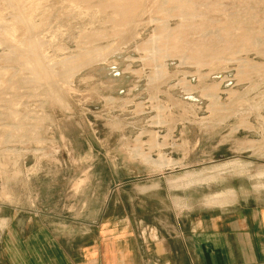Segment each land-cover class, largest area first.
I'll list each match as a JSON object with an SVG mask.
<instances>
[{
  "label": "rangeland",
  "instance_id": "1",
  "mask_svg": "<svg viewBox=\"0 0 264 264\" xmlns=\"http://www.w3.org/2000/svg\"><path fill=\"white\" fill-rule=\"evenodd\" d=\"M144 1L0 0V243L10 225L142 232L264 197V0ZM29 24L44 43L25 54L57 85L7 57Z\"/></svg>",
  "mask_w": 264,
  "mask_h": 264
},
{
  "label": "crops",
  "instance_id": "2",
  "mask_svg": "<svg viewBox=\"0 0 264 264\" xmlns=\"http://www.w3.org/2000/svg\"><path fill=\"white\" fill-rule=\"evenodd\" d=\"M223 200L142 232L131 216L100 218L81 233L64 224L10 225L0 264H264V197Z\"/></svg>",
  "mask_w": 264,
  "mask_h": 264
},
{
  "label": "bare ground",
  "instance_id": "3",
  "mask_svg": "<svg viewBox=\"0 0 264 264\" xmlns=\"http://www.w3.org/2000/svg\"><path fill=\"white\" fill-rule=\"evenodd\" d=\"M148 2H150L151 0H147ZM109 2V1H108ZM113 2V1H112ZM115 2V1H114ZM133 2H134V0H117V6H115V7H117V8H119V10H120V12L121 13H123V10H124V8H125V12L126 11H128L130 14L132 13H135L136 12V8L133 6ZM144 2H146V0L144 1ZM147 2V3H148ZM156 2V1H155ZM168 2H170V0H168V1H166L165 3H164V5H162V8H167V3ZM173 2H174V4H176V5H178V6H180V7H182V6H185V5H187V3L189 2V0H173ZM146 3V4H147ZM152 3V2H151ZM151 3H149V4H151ZM154 3V2H153ZM115 4V3H114ZM109 5V4H108ZM142 6H143V4H142ZM155 6V5H154ZM189 6V5H188ZM103 7H105V6H103ZM102 7V8H103ZM152 8H153V6H151ZM175 7H177V6H175ZM193 8V7H192ZM178 9V8H177ZM238 9V8H237ZM115 10H116V8H115ZM104 11V10H103ZM18 12H19V15H21L22 17H23V12H22V7H18ZM143 13H144V11H143ZM142 13V14H143ZM19 15H18V18H19ZM116 15V14H115ZM145 15V14H144ZM143 15V16H144ZM113 16V15H112ZM138 16V15H137ZM111 17V16H110ZM116 17H120V16H116ZM152 17V16H151ZM107 19H109V18H107ZM106 20V19H105ZM130 20V19H129ZM153 20V19H152ZM108 22V21H107ZM134 22V21H133ZM215 22V21H214ZM120 23V22H119ZM181 23V22H180ZM2 24L3 23H0V26H2ZM115 24V23H114ZM129 24V25H128ZM126 25H128V26H130L131 27V25H132V21H128L127 23H126ZM137 25V24H136ZM132 28V27H131ZM130 28V29H131ZM129 29V30H130ZM217 29V28H216ZM132 30V29H131ZM220 30V29H219ZM33 32V29H32V26L29 24V36L28 37H26V39H24V40H21V42H23L22 44H16L15 42V40H13L11 43H10V47L9 48H11V51L7 54V57H11L12 58V61L13 62H15V63H18L19 65H21V67L22 68H24V69H28V70H30L32 73L31 74H33V78H34V80H37V81H44V82H47V83H51V84H53V85H57L55 82H56V77H55V75L53 76L51 73H53V72H51L52 71V69H53V63L52 62H49V61H47L45 58H43V57H39V56H35L36 54L34 53L33 55H32V57L30 58V55L28 56V54H25V50H27L28 51V49H32V52H34L35 50V48H37V47H40V45L41 44H43L42 43V41L43 40H41L40 38H35V34H33L32 33ZM88 32V31H87ZM91 32V31H90ZM93 32V31H92ZM97 32V31H96ZM100 32V31H99ZM94 33V32H93ZM129 33H131L130 31H129ZM211 33V32H210ZM207 34V33H206ZM219 34V33H218ZM217 34V35H218ZM99 35H102V33H99V34H97L96 36L97 37H99ZM130 35V34H129ZM139 35V34H138ZM202 35V34H201ZM89 37V36H88ZM125 37V36H124ZM28 38H32L31 39V41H30V43H28V44H25V42H27V41H29V40H27ZM37 39V40H36ZM88 41V40H87ZM89 42V41H88ZM96 43V42H95ZM88 44V43H87ZM84 45V44H83ZM91 45V44H90ZM98 45V44H97ZM100 45V44H99ZM102 46V45H101ZM19 47V48H18ZM92 47V46H91ZM93 47H94V44H93ZM208 47V46H207ZM97 48V47H96ZM95 49V48H94ZM159 50V49H158ZM161 50V49H160ZM209 50V49H208ZM94 51V50H93ZM90 52H91V50H90ZM205 52V51H204ZM79 53V52H78ZM88 53V52H87ZM88 54H90V53H88ZM186 55V54H185ZM84 56V55H83ZM69 58V57H68ZM74 58V57H73ZM94 58V57H93ZM78 59H80V58H78ZM89 59V58H88ZM67 60H69V59H67ZM85 60V59H84ZM76 61V60H75ZM74 61V62H75ZM86 61V60H85ZM61 62V61H60ZM73 62V61H72ZM83 62V61H82ZM63 63H64V61H63ZM65 63H66V65L67 64H69V63H71V61H65ZM75 64V63H74ZM74 64H72L74 67H75V65ZM77 64V63H76ZM83 64V63H82ZM65 65V64H64ZM70 65V64H69ZM78 65V64H77ZM66 68L67 67H70V66H65ZM79 69V68H78ZM64 70V69H63ZM55 71V70H54ZM55 74V73H54ZM32 79V78H31ZM240 163L238 162V161H232V162H224V163H220V164H218V165H215L212 169H215V171L216 170H223L224 168H228V166H238ZM224 196H226L227 197V195H223L222 194V196H218V197H216V198H214V202L216 203V202H220L221 201V203H222V200H223V198H224ZM220 200V201H219ZM224 201V200H223Z\"/></svg>",
  "mask_w": 264,
  "mask_h": 264
}]
</instances>
